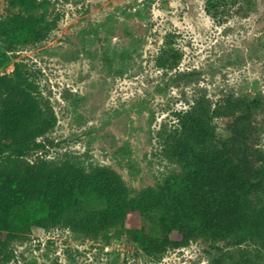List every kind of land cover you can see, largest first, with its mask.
Here are the masks:
<instances>
[{
	"label": "rangeland",
	"instance_id": "1",
	"mask_svg": "<svg viewBox=\"0 0 264 264\" xmlns=\"http://www.w3.org/2000/svg\"><path fill=\"white\" fill-rule=\"evenodd\" d=\"M41 1L29 21L43 32L21 27L23 34L15 36L14 19L25 12L0 0V76L12 73L16 61L28 63L38 98L55 119L39 137L47 145L29 161H69L88 173L114 170L130 197L159 190L170 175L186 172L165 147L176 113L198 95L214 106L246 98L236 115L209 125L213 144L234 165L252 170V203L264 207V166L252 169L264 165V0H224L216 16L207 12L208 0ZM167 45L182 56L176 67L161 64ZM80 193L90 190L82 184ZM106 206L103 197L81 195L61 224H33L8 239L0 264H234L227 253H238V245L222 240L217 248L203 237L153 259L133 233L153 232V221L138 212L107 230L71 226ZM8 234L0 229V240Z\"/></svg>",
	"mask_w": 264,
	"mask_h": 264
},
{
	"label": "trees",
	"instance_id": "2",
	"mask_svg": "<svg viewBox=\"0 0 264 264\" xmlns=\"http://www.w3.org/2000/svg\"><path fill=\"white\" fill-rule=\"evenodd\" d=\"M223 1L208 0L207 12L216 16L214 11ZM12 4L25 12L14 19L15 36L23 34L21 27L32 34L43 32L29 19L44 2L12 0ZM163 53V66L179 65L182 56L176 49L167 45ZM245 99L229 98L214 106L207 95L194 97L189 108L176 113V126L165 145L183 163L185 174H172L159 190L146 188L130 197L114 170L98 167L88 173L69 161L56 166L48 159L28 160L47 145L39 137L54 126L55 119L38 98L29 64L16 61L12 73L0 76V229L9 232L6 240H0V251L8 239L33 224H61L81 195H98L107 200V206L93 216L73 219L74 229L88 232L119 227L129 214L138 212L153 221V232L133 231L153 259L203 237L215 246L222 240L238 245V253H227L234 264H264V207L252 203L254 184L248 174L253 172L234 165L229 154L213 144L215 129L209 125L215 117L236 115L247 106ZM192 136L200 142L191 144ZM82 184L89 195L80 193Z\"/></svg>",
	"mask_w": 264,
	"mask_h": 264
}]
</instances>
